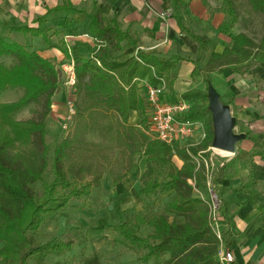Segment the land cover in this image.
Returning a JSON list of instances; mask_svg holds the SVG:
<instances>
[{"label":"trees","instance_id":"16d2710c","mask_svg":"<svg viewBox=\"0 0 264 264\" xmlns=\"http://www.w3.org/2000/svg\"><path fill=\"white\" fill-rule=\"evenodd\" d=\"M171 1L176 11L181 1ZM246 1L254 12L264 16V0ZM61 9L56 8L54 12ZM220 10L228 18V27H232L238 18L233 1L221 0ZM178 22L181 32L198 45L199 55L213 48L209 39L193 34L180 24V18ZM88 29L111 51H122L130 42L135 45L115 20L104 18L98 11L90 15ZM11 30L42 36L49 45L43 31L39 29L23 26ZM231 39V47L224 49L221 54L211 52L205 72L222 67L237 72L236 66L240 65H245L243 72H246L251 65L264 63V38L258 46L244 34ZM2 56L13 57L15 64L5 68L0 62V93L22 89L23 96L14 103L0 104V264H28L30 260L42 261L51 254L71 250L70 241L52 239L36 244L34 237L49 212L62 210L71 199L89 197L95 189L101 188L102 175L92 171L84 159H81V168L77 172L72 170L73 167L66 166L71 163L75 142L91 131H96L103 139L102 145L94 146L104 148L105 144L111 146V143H115L112 149L118 150L120 156L121 152H128V156L121 160L124 172L114 177L113 184L136 169L134 158L139 155L145 159V169L140 178L138 196L148 199L175 193L173 200L167 203L165 214L150 213L149 205L145 204L142 211L113 227L122 243L142 252L138 257L139 263L147 264L151 260L163 258L165 264H219V242L210 226L207 203L195 195L196 191L205 189L206 181L204 170L193 163L197 151L174 149V146L149 137L148 123L145 124L148 120V105L138 81L147 78L156 85L158 81L155 77L163 78L167 86L170 70L182 59L156 57L137 49L135 56L122 62L114 58L109 61L97 59L98 66L91 58L71 56L76 79L75 93L81 94L82 102L75 111L70 127L73 123L77 124L74 127L78 136L57 141L51 150L45 139L46 118L51 111L53 96L59 88L57 67L19 44L0 39V58ZM198 77L207 85L206 75L195 66L191 78ZM42 98L44 104L39 120L15 119L17 112L31 103L40 102ZM183 98L187 101L208 100L206 93L201 95L195 92H187ZM133 113L139 118L135 125L129 121ZM178 119L202 122L206 138L200 145L203 149L199 150L211 146L213 123L208 108L189 109ZM50 153L53 179L45 183L43 176ZM175 153L184 161L180 168L173 163ZM68 172H74V180L68 179ZM37 182H42L43 186L40 196L30 189ZM170 212L173 214L172 219L167 215ZM219 214L222 217V204ZM145 226L151 232L141 237L139 233ZM223 235L227 250L230 237L225 232ZM83 264L101 262L93 254Z\"/></svg>","mask_w":264,"mask_h":264},{"label":"crops","instance_id":"0c3cea01","mask_svg":"<svg viewBox=\"0 0 264 264\" xmlns=\"http://www.w3.org/2000/svg\"><path fill=\"white\" fill-rule=\"evenodd\" d=\"M59 7L62 9L54 12ZM179 7L175 11L171 0H0V39L19 44L55 66L72 59L74 53L91 58L96 64L99 63L97 59L109 61L111 48L92 36L88 29L90 15L98 11L104 18L115 20L130 41L135 42V45L130 42L122 50L121 57L114 59L122 62L135 56L137 49L156 57L182 59L169 72L162 100L173 105L185 103L188 112L195 109L196 100L187 101L183 95L187 92L207 94L210 85L221 104L229 106L235 119V132L243 133L244 139L238 142L232 159L211 146L199 150L203 149L200 148L202 141L197 138L180 140L174 149H194L196 156L204 162L200 168L206 177L205 189L199 197L207 201V185L210 184V189L222 204V235L224 232L229 235L227 251L233 255L230 264H264V63L253 64L246 72H243L245 65L236 66L237 72L225 67L205 72L211 52L221 54L231 47V38L247 34L237 26L240 17L229 28L220 7L209 2L198 0L189 3L184 10ZM179 18L180 24L193 34L209 39L213 48L199 55L198 45L181 32ZM23 26L43 31L49 45L42 36L11 30ZM94 39L102 43H96ZM82 44L88 47V51H81ZM0 62L5 68H10L15 59L2 56ZM195 66L206 75L207 85L201 77L191 78ZM22 96V89L7 90L0 93V104L14 103ZM54 99L53 96L46 122L49 118L63 121L67 114L63 104ZM33 104L17 112L15 119H32L27 115ZM129 121L135 125L139 118L133 113ZM173 157L178 159V163L173 162L180 168L184 161L176 153ZM144 169L145 161L135 169L139 171L140 178ZM140 178L137 181L128 174L111 190L114 194L131 190L138 195ZM142 210V206L137 208V212Z\"/></svg>","mask_w":264,"mask_h":264},{"label":"rangeland","instance_id":"374dc122","mask_svg":"<svg viewBox=\"0 0 264 264\" xmlns=\"http://www.w3.org/2000/svg\"><path fill=\"white\" fill-rule=\"evenodd\" d=\"M180 1L182 4L179 8L184 10L189 3L198 0ZM199 1L203 3L209 2L216 5V7H221V0ZM232 1L238 12V17H240L238 18L239 21L237 24L239 30L245 32L247 36L256 42L255 45L258 46L259 42L264 38V16L258 12H254L246 0ZM219 11L221 12V10ZM232 27L229 26V28ZM73 32L74 34L77 33L76 31ZM80 46L82 47V52L88 51V47L85 44ZM106 49L109 50L108 47ZM108 53L110 58H119L122 55V51L113 50L112 52L108 51ZM74 55L75 53L73 57ZM62 63L56 65L59 71V88L54 95V101L62 103L66 109L68 108L66 102L69 101L73 105L75 114L77 107H81V94L75 93L74 87L68 88L65 85L66 74L61 70ZM43 104V98L40 102L33 104L27 117L39 120L40 114L43 111ZM194 104V108L199 110L208 108V100L204 101L198 99L194 101ZM76 120L78 122L79 119L77 118ZM61 121L62 120L56 118L54 120L49 118L46 122L47 133L45 139L51 150L54 148L57 141L64 138L74 139L78 136L75 132L76 128L74 127L77 126V124L73 123L72 127L69 126V130L66 132V130L61 129ZM147 123L149 129V120H147L145 124L147 125ZM148 129V136L154 138L153 133ZM77 138L79 139V137ZM102 142V137L96 131L88 132L82 138L80 136V140L75 142L74 151L71 152V163L66 165L68 167H73L72 170L77 172L81 168V159H84L86 164L89 163V167H91L92 171L102 175L101 188L95 189L89 197H83L78 200L71 199L68 205L62 210L49 212L45 222L34 237V242L36 244L45 243L52 239H59L65 242L70 241L72 243L71 250L69 252H63L62 254H51L42 261L30 260L28 264H83L85 259L91 257L93 254L98 256L101 264H140L138 257L142 252L130 248L128 245L124 244V242L122 243L113 227L120 222H124L127 218L133 217L137 212V208L142 206L143 209L145 204L149 205L150 213L165 214L167 211V203L173 200L175 193L165 194L159 197L153 196L148 199L139 197L136 194L135 196L131 190H124L118 194H114L111 190L114 185L113 179L115 176L123 174L124 166L121 165V160L128 156V152H121V158L118 150L113 151L112 149L115 148V143H111V146L105 144L106 146L104 145V148L94 146ZM196 157L197 158H195L193 162L200 168L201 165H204V162L200 157ZM51 160L52 153H50L47 158L48 166L43 176V182L45 183H49L53 179L50 171ZM177 160L176 157H173L174 162L178 163ZM144 161V158L139 155L134 158L136 166L139 164L142 166ZM74 172H68V179L70 181L74 180ZM129 174L137 181L140 178V173L137 170ZM42 187V182H37L32 185L30 189L35 195L40 196ZM65 192L68 193V190ZM195 195H199V193L196 192ZM204 196V198H206V195ZM207 199H209L208 194ZM167 215L170 219L173 218L171 212ZM150 232L151 229L145 226L140 231L139 235L141 237H146ZM164 261L165 260L162 258L151 260L147 264H165Z\"/></svg>","mask_w":264,"mask_h":264},{"label":"built area","instance_id":"2783aa9c","mask_svg":"<svg viewBox=\"0 0 264 264\" xmlns=\"http://www.w3.org/2000/svg\"><path fill=\"white\" fill-rule=\"evenodd\" d=\"M94 42L102 43L96 39H94ZM68 52L70 53V46L68 47ZM97 64L99 65L98 62ZM73 68L74 62L71 58L63 61L61 70L66 74L65 85L68 88H72L76 84ZM155 79L158 81L156 85L151 84L148 79L138 81L148 105V130L153 133L154 139L171 147L180 140L188 138H197L199 142L203 141L206 138L204 124L200 121H180L178 118L184 116L188 110L187 104L170 105L164 102L162 97L166 89L165 80L157 77H155ZM66 103L68 106L67 114L61 123V129L67 132L75 114L73 105L69 101ZM179 114L181 116H179ZM189 183L192 184L191 182ZM207 186L209 199H207L206 203L209 210L210 226L219 242L217 260L219 264H230L233 262V255L224 247L222 235L223 219L219 214L221 202L218 196L210 189V184ZM196 192L200 193L198 191Z\"/></svg>","mask_w":264,"mask_h":264},{"label":"water","instance_id":"95a60500","mask_svg":"<svg viewBox=\"0 0 264 264\" xmlns=\"http://www.w3.org/2000/svg\"><path fill=\"white\" fill-rule=\"evenodd\" d=\"M207 99L213 123L211 148L235 154L237 144L244 139V134L235 132V119L231 115L229 106L221 104L217 93L210 85L207 90Z\"/></svg>","mask_w":264,"mask_h":264},{"label":"bare ground","instance_id":"6f19581e","mask_svg":"<svg viewBox=\"0 0 264 264\" xmlns=\"http://www.w3.org/2000/svg\"><path fill=\"white\" fill-rule=\"evenodd\" d=\"M217 151H219V150H217ZM220 153L223 154V155H226L227 158H231V157H233V154H229V153H227V152L220 151ZM231 159H232V158H231Z\"/></svg>","mask_w":264,"mask_h":264}]
</instances>
